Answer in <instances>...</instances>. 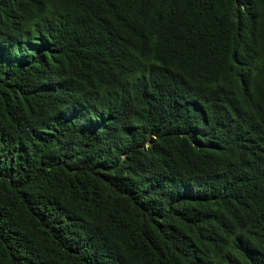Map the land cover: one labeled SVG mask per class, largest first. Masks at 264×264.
<instances>
[{
	"label": "trees",
	"instance_id": "obj_1",
	"mask_svg": "<svg viewBox=\"0 0 264 264\" xmlns=\"http://www.w3.org/2000/svg\"><path fill=\"white\" fill-rule=\"evenodd\" d=\"M0 264H264V0H0Z\"/></svg>",
	"mask_w": 264,
	"mask_h": 264
}]
</instances>
